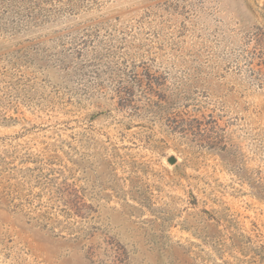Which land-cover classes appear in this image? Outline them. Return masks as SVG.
I'll return each instance as SVG.
<instances>
[{"label":"rangeland","instance_id":"374dc122","mask_svg":"<svg viewBox=\"0 0 264 264\" xmlns=\"http://www.w3.org/2000/svg\"><path fill=\"white\" fill-rule=\"evenodd\" d=\"M0 264H264V0H0Z\"/></svg>","mask_w":264,"mask_h":264}]
</instances>
